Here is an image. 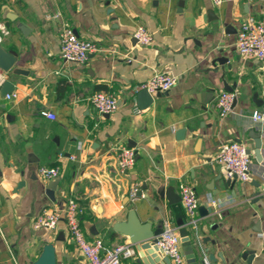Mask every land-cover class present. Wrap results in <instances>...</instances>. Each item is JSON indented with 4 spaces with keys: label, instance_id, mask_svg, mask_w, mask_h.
I'll list each match as a JSON object with an SVG mask.
<instances>
[{
    "label": "crops",
    "instance_id": "0c3cea01",
    "mask_svg": "<svg viewBox=\"0 0 264 264\" xmlns=\"http://www.w3.org/2000/svg\"><path fill=\"white\" fill-rule=\"evenodd\" d=\"M158 1L0 0V25L7 30L0 29V45L18 60L3 73L18 98L8 100L0 89V264H33L48 244L57 264H88L65 220L56 231L33 226L45 210L64 209L72 197L83 208L80 225L90 243L100 239L112 249L129 242L114 227L135 210L154 228L180 232L183 223L203 262L264 264V159L257 161L251 137L254 130L261 134L264 156V121L253 119L255 112L264 114V63L244 59L236 48L241 24L264 14V0H224L221 7L185 0L183 9L180 0ZM66 22L100 48L84 65L60 57ZM138 26L153 34L152 44L141 46L134 38ZM19 69L25 73L13 74ZM168 72L177 85L140 109L133 90ZM220 91L237 94L224 116L216 106ZM97 92L119 97L113 115L101 116L91 106ZM231 142L252 150L249 183L228 186L215 162ZM122 147L137 150L125 173L117 165ZM41 167L58 168L59 178L40 177ZM181 183L197 191V228L188 226ZM202 209L212 213L205 216ZM123 264L145 263L137 251Z\"/></svg>",
    "mask_w": 264,
    "mask_h": 264
},
{
    "label": "built area",
    "instance_id": "2783aa9c",
    "mask_svg": "<svg viewBox=\"0 0 264 264\" xmlns=\"http://www.w3.org/2000/svg\"><path fill=\"white\" fill-rule=\"evenodd\" d=\"M249 3L258 0H246ZM213 4L221 7L224 0H212ZM0 29L7 34L6 27L0 25ZM236 48L238 54L247 60H256L264 63V14L258 17L249 15L241 24L238 31ZM134 38L141 46H148L154 42L153 34L145 27L138 26L134 32ZM61 49L60 57L66 63L84 65L90 60V56L100 51L99 46L90 41L79 38L69 23H63L60 32ZM2 37L0 36V42ZM4 74L0 72V89L3 86ZM178 83V78L168 73H156L146 83L136 87L133 93L136 95L140 91H147L149 94H166ZM8 100L17 99L16 94H7ZM237 94L235 92L220 91L217 95L216 106L222 116L230 114L233 110V104ZM90 104L101 116L113 115L119 107V97L116 94L106 92L94 93L90 99ZM136 104V102H135ZM136 106V105H135ZM42 115L55 120L56 117L47 112ZM253 119L256 122L264 121V114L255 112ZM117 156V165L122 173L133 169L137 160V150L128 147L119 149ZM249 148L245 144L238 142L225 143L222 145L215 162L221 167L225 179L249 183L252 178V156L248 152ZM58 168L41 167L39 169L40 177L45 180H57L60 176ZM181 203L184 206L188 217V226L198 227V216L200 210L199 197L193 185L185 183L179 184ZM138 189L132 191L134 197ZM83 212L82 206L78 204L77 199L70 198L66 202L64 209L45 210L34 222V228L37 231L42 229L56 231L61 220H65L68 227L71 241L82 253L88 264H123L125 260H134L137 257L136 246L130 242H122L112 249L105 247L102 240L90 243L86 240L81 225L80 215ZM163 256L171 260L172 264H188L179 241V232L167 227L157 243ZM264 251V245H263ZM204 264H211L205 259Z\"/></svg>",
    "mask_w": 264,
    "mask_h": 264
},
{
    "label": "water",
    "instance_id": "95a60500",
    "mask_svg": "<svg viewBox=\"0 0 264 264\" xmlns=\"http://www.w3.org/2000/svg\"><path fill=\"white\" fill-rule=\"evenodd\" d=\"M155 5L159 4L158 0H154ZM185 0H180V8H184ZM8 18H12L11 15ZM25 32V29H24ZM219 63H228L229 60L227 58H219L217 59ZM17 53L10 51L6 52L2 46L0 45V72L2 73H9L17 64ZM25 72L22 70H13V74L20 75L24 74ZM14 85L10 81H5L3 86L1 87V94L6 96L14 92ZM137 105L140 109H146L150 107V105L154 102L156 97L161 96V93L158 94H149L147 91L143 90L137 93ZM258 94L254 95V103L261 107L263 101L258 99ZM237 104V98L234 101L233 107ZM184 130L180 131L179 136H183ZM251 137L255 141V156L259 163L263 162V146L261 144V134L257 131H252ZM249 154H252V150H248ZM221 178V177H220ZM218 178V179H220ZM232 180L227 179L226 184L228 186H232ZM257 187H261V185L257 184ZM142 191L137 194V197H141ZM49 197L54 201V192L53 190L48 193ZM205 216H208L209 213H212V210L209 209L208 211L201 210ZM182 229L179 232V241L182 247V252L187 259L188 264H204L203 261L196 257L197 247L193 246L192 240H190V233L187 228H184V224L181 223ZM114 231L126 237L132 245L136 246V249L141 257L144 260L145 264H172L171 260L167 257H163L157 243L161 235L164 232V228H154L152 224H144L141 223L136 211H131L127 217L125 222L116 223L114 227ZM207 241H204L206 243ZM255 252V251H253ZM250 251L247 252L248 255H254ZM205 253H208L205 250ZM246 254V255H247ZM245 257V256H244ZM246 259V257H245ZM33 264H57L56 263V254H55V247L52 244H48L44 247L42 255L39 259L34 262Z\"/></svg>",
    "mask_w": 264,
    "mask_h": 264
}]
</instances>
